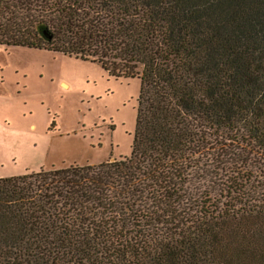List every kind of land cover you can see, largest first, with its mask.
<instances>
[{"label":"trees","instance_id":"16d2710c","mask_svg":"<svg viewBox=\"0 0 264 264\" xmlns=\"http://www.w3.org/2000/svg\"><path fill=\"white\" fill-rule=\"evenodd\" d=\"M0 45L139 80L128 156L0 177V264H264V0H0Z\"/></svg>","mask_w":264,"mask_h":264},{"label":"rangeland","instance_id":"374dc122","mask_svg":"<svg viewBox=\"0 0 264 264\" xmlns=\"http://www.w3.org/2000/svg\"><path fill=\"white\" fill-rule=\"evenodd\" d=\"M0 177L128 156L139 80L48 50L0 46Z\"/></svg>","mask_w":264,"mask_h":264},{"label":"crops","instance_id":"0c3cea01","mask_svg":"<svg viewBox=\"0 0 264 264\" xmlns=\"http://www.w3.org/2000/svg\"><path fill=\"white\" fill-rule=\"evenodd\" d=\"M1 46V45H0ZM11 47H14V46H11ZM8 48V47H7ZM0 83H1V81H0Z\"/></svg>","mask_w":264,"mask_h":264}]
</instances>
